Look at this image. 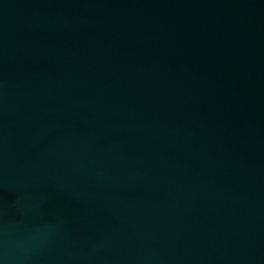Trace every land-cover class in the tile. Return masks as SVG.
Listing matches in <instances>:
<instances>
[{
  "label": "water",
  "instance_id": "obj_1",
  "mask_svg": "<svg viewBox=\"0 0 264 264\" xmlns=\"http://www.w3.org/2000/svg\"><path fill=\"white\" fill-rule=\"evenodd\" d=\"M0 264H264V0H0Z\"/></svg>",
  "mask_w": 264,
  "mask_h": 264
}]
</instances>
